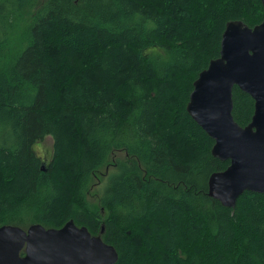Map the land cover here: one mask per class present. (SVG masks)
<instances>
[{
    "label": "trees",
    "instance_id": "1",
    "mask_svg": "<svg viewBox=\"0 0 264 264\" xmlns=\"http://www.w3.org/2000/svg\"><path fill=\"white\" fill-rule=\"evenodd\" d=\"M263 19L261 0H0V225L103 226L114 264H264V194L208 195L229 161L186 111L226 23Z\"/></svg>",
    "mask_w": 264,
    "mask_h": 264
},
{
    "label": "water",
    "instance_id": "2",
    "mask_svg": "<svg viewBox=\"0 0 264 264\" xmlns=\"http://www.w3.org/2000/svg\"><path fill=\"white\" fill-rule=\"evenodd\" d=\"M234 86L253 100L244 126L232 114ZM186 111L213 140L211 154L229 161L209 176L208 195L232 208L245 191L264 194V19L252 27L226 23L219 56L193 81ZM103 229L92 234L72 219L59 228L2 224L0 264H114L118 254L103 240Z\"/></svg>",
    "mask_w": 264,
    "mask_h": 264
},
{
    "label": "rangeland",
    "instance_id": "3",
    "mask_svg": "<svg viewBox=\"0 0 264 264\" xmlns=\"http://www.w3.org/2000/svg\"><path fill=\"white\" fill-rule=\"evenodd\" d=\"M51 146H52V139L50 136H46L43 140L38 141L34 144V149L42 157V160L43 162H45V164H47L51 158V155H52ZM110 170H111L110 165L101 169L99 172H97V175L94 177V182L95 183L99 182L101 180V177H103V175ZM88 199L93 204L92 206L97 208L101 212L102 207L100 206V203H99V196L96 192L95 185H92L91 188L89 189ZM102 214H104V211ZM33 223L35 222L26 221V223L20 226L23 228H26ZM6 224H10V223H6Z\"/></svg>",
    "mask_w": 264,
    "mask_h": 264
}]
</instances>
